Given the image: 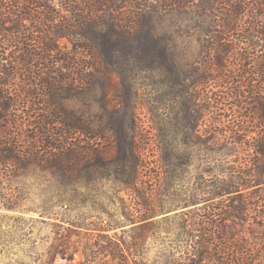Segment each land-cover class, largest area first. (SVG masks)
<instances>
[{"label":"trees","instance_id":"1","mask_svg":"<svg viewBox=\"0 0 264 264\" xmlns=\"http://www.w3.org/2000/svg\"><path fill=\"white\" fill-rule=\"evenodd\" d=\"M51 1L0 0V57L12 46L20 47L23 55L0 58V209L15 212L23 208V194L28 195L30 189H14L13 182L21 184L30 169L39 168L48 175L51 184L41 192L43 203L30 207L55 221L53 243L42 264H55L59 256L74 262L77 253L82 259L75 264H148L145 252L151 235L174 225V218L156 219L166 205L159 203L157 209L152 189L142 198L144 211L137 210L138 215L126 208L122 211L124 223L131 225L130 237L124 236L125 231L121 236L110 234L120 223L104 224L106 220L101 219L98 226L80 217L70 219L65 212L74 209L79 189L91 190L94 183L111 178L121 190L141 195L132 99L135 88L153 82L156 90L167 88L172 101L181 103L183 118L190 113L195 118L199 115L194 103L200 96L194 91L197 86H217L213 98L208 94L201 98L217 105L229 101L239 106L254 95L252 112L256 124L263 128L249 145L253 153L249 167L212 181L203 206H196L201 202L188 203L195 207L181 213L177 223L181 232L171 239L183 249L171 253L164 264H264V0H202L201 8L218 11L221 22L215 40L209 37L211 31L203 29L207 39L202 44L204 56L195 69L182 64L176 45L171 43L173 37L159 31L149 19L154 14L163 16L161 11L169 7L185 12L193 0H155L148 6L135 0H82L79 9L64 7L73 23L64 18L60 24L56 22L61 16ZM129 2L142 12L128 23L119 18V12ZM250 10L252 16L245 19L248 35L236 36L237 25L241 26ZM62 39L72 45L69 52L58 45ZM244 42L252 53L238 52ZM34 43L44 54L60 56L36 57L32 54ZM237 56L243 61L242 74L232 73L227 65L228 59ZM1 60L11 62L3 64ZM21 75L25 77L22 89L15 83ZM97 88L100 96L93 102L98 110L91 112L88 97ZM73 96L87 108H63V100ZM164 98L160 97L159 104L166 103ZM32 105L36 107L34 116L29 111ZM200 107L207 110L206 104ZM17 109L42 130L39 138H32L37 145L24 148L7 138V126L25 120L21 115L14 118ZM56 127H63V134L71 138L78 135L80 141L59 142ZM214 133L208 131L207 149L211 140L227 151L232 142L246 146L242 139H215ZM110 138L115 142L113 151L96 149L95 143ZM170 161L169 156L164 158V162ZM163 195L168 197L169 189Z\"/></svg>","mask_w":264,"mask_h":264},{"label":"rangeland","instance_id":"2","mask_svg":"<svg viewBox=\"0 0 264 264\" xmlns=\"http://www.w3.org/2000/svg\"><path fill=\"white\" fill-rule=\"evenodd\" d=\"M81 1L52 0V8L58 16H61L57 18L58 22L56 23L64 18L73 23V17L67 14L64 7L67 5L79 9L82 7ZM135 1L147 6L156 3L155 0ZM201 2L202 0H193L192 3L187 4L188 7L185 12L179 11L175 7H169L165 11H161L163 16L159 14L149 16L150 24L174 38H172L171 43L176 45V51L178 57L182 60V64L194 69L200 67L199 65L204 56V52H201L202 44L207 39L203 36V29L211 31L209 37L215 40V35L220 30L218 24L221 22V14L218 11H204L201 8ZM254 8L256 9L257 6H254ZM252 11L250 10L244 16L241 26L237 25L234 32L236 36L248 35V27L245 21L250 19L253 14ZM141 12V10L133 7L132 2L125 3V6L119 12V18L129 23L136 18L135 15H139ZM231 39L234 42L238 41L237 38L232 37ZM246 44L244 42L239 46L242 48L238 51L239 53H244V55L247 54V51L252 53V51L247 50L249 47ZM1 45L0 41V47ZM58 45L63 48L64 52H69L72 49V45L67 39L60 40ZM32 51V54H36V57L45 56L50 59L60 56L55 53H51V56L44 54L38 43L33 44ZM5 52L4 56L0 58L11 60L23 56L18 46L8 47ZM9 60L1 61L3 64H7V62L10 64L11 61ZM242 64L243 61H240L239 56L227 60V65L232 69V73L242 74V69H244L241 67ZM0 77H3L2 74ZM24 79L23 75L17 76L15 79V83L18 84L20 89H22L21 82ZM102 81H105V79L102 78ZM250 81L247 79V82ZM153 83L149 87L135 88L136 95L132 99V105L134 106L133 121L136 132L134 142L137 155L140 158L138 190L141 195L139 196L130 190H121V187L111 178L94 183L93 187H90L91 190L84 187L79 189L74 209L65 212L70 219L80 217L85 223L93 221L98 226L101 219L106 220L104 224L108 222L120 223L117 229L110 231V234L117 233L121 236L125 231L124 236L130 237L131 225L124 223L122 211L126 208L127 212L129 211L133 215H138L137 210L139 209L144 211L142 207L143 197L147 191L152 189L157 209L159 210V203L166 205V210L159 214L156 219L166 216L174 218V225L170 227L163 226L159 231L153 232L145 252L148 264H164L171 253L177 249H183L182 244L177 245L171 239L177 237L181 232L177 224L182 219L181 213L195 207L190 206L188 203L201 202L196 206H203L205 204L203 201L208 199V185L212 181L227 179L230 174L237 172L238 169L249 167L251 155H253L249 145L253 144L255 138L263 133V128L260 124H256L252 112L254 95H251L249 99H243V104H239V106H235L229 101L217 105L213 100L201 99L202 95L206 98L207 94L208 98H213L214 96L211 95L219 90L217 86L210 83L207 87H205L206 85L197 86L194 91H198L200 96L196 97L194 103L198 105L196 109L199 114L196 116L198 119L194 116L191 117V114L194 113H190L187 118H183L185 113L180 110L181 103L177 100L172 101V97L166 94L168 92L167 88L156 90ZM99 94L97 88L88 97L91 112L98 110V104H95L93 99L95 96H100ZM160 97H165L166 103L164 105L159 104ZM201 104H206L207 107L205 108L207 110L201 111ZM62 105L63 108L72 110L81 109V107L87 108V104L83 105L77 96L63 100ZM29 108L30 114L36 115L34 113L36 107L32 105ZM40 109H43V107ZM12 115L14 118L21 115L25 120L23 119L21 125L7 126L5 130L10 132L7 138L24 148L34 146L36 143L32 138H39L42 130L37 128L33 120L22 114V109L13 111ZM56 129H58L60 135L59 142L62 141L68 145L80 141L81 137L78 135L71 138L69 135L63 134V127H56ZM211 129L215 132L213 134L216 135L215 139L221 140L222 137H227L229 141L242 139L246 142V146L241 148L240 144L235 145L232 142L231 147L232 145L233 147L227 151L222 145L213 144L211 140L207 149L204 141L208 139V131H211ZM114 146L115 142L111 138L99 140L95 143L98 150L113 151ZM166 156L171 158L168 163L164 162ZM47 176L39 168L36 170L32 168L29 170L28 176L21 180V184H18L17 181L13 182L14 189L27 188L30 189V192H28V195L23 194L22 209L15 212L0 209V264H42L48 258L47 250L53 243L54 232L56 231L55 221L53 218H49L48 215L41 214L40 210L30 208L43 203L44 198L41 196V192L51 184ZM168 189L169 195L166 197L163 192ZM214 200L219 201V199ZM81 259L82 255L80 253L76 254L74 262H69L59 256L55 264H75Z\"/></svg>","mask_w":264,"mask_h":264}]
</instances>
